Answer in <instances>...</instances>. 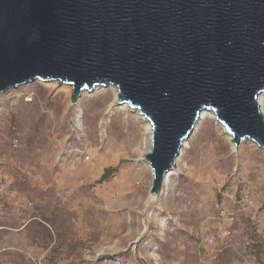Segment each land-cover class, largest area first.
<instances>
[{
	"label": "rangeland",
	"instance_id": "rangeland-1",
	"mask_svg": "<svg viewBox=\"0 0 264 264\" xmlns=\"http://www.w3.org/2000/svg\"><path fill=\"white\" fill-rule=\"evenodd\" d=\"M103 89L0 93V264H264V148L208 120L152 199L149 133Z\"/></svg>",
	"mask_w": 264,
	"mask_h": 264
},
{
	"label": "water",
	"instance_id": "water-1",
	"mask_svg": "<svg viewBox=\"0 0 264 264\" xmlns=\"http://www.w3.org/2000/svg\"><path fill=\"white\" fill-rule=\"evenodd\" d=\"M35 80L116 102L151 123L150 194L212 109L238 150L264 148V0H0V93Z\"/></svg>",
	"mask_w": 264,
	"mask_h": 264
},
{
	"label": "bare ground",
	"instance_id": "bare-ground-1",
	"mask_svg": "<svg viewBox=\"0 0 264 264\" xmlns=\"http://www.w3.org/2000/svg\"><path fill=\"white\" fill-rule=\"evenodd\" d=\"M103 87H104V86H98L93 92H99V90L103 89ZM108 87L112 89L113 94H114V97L116 98L117 95H118V88H117L116 86H114V85H110V86H108ZM103 90H104V89H103ZM86 93H89L88 90L83 91L81 95L83 96V95L86 94ZM258 102H259V104H260V108H261V110H262V112H263V114H264V91H262V92L259 94V96H258ZM75 103H76V102H75ZM75 103H72V104H73L74 106H77L78 104H75ZM116 108L121 109V110H123V109H128V111L135 113L136 116H137L138 118H140V119L142 120V122L144 123L145 128H146V130L148 131L149 136H150V145H149V147H148L146 150H144V151L142 152V155L145 156L144 154L149 153V152L151 151V147H152V142H151V123H150L149 119H148L146 116L140 114V112H139L138 109H136V108H131V107H130L128 104H126V103H124V104H119V103H117V102H115V101H114V103H112V104L109 106V111H108V113H109V114H112ZM77 114H78L79 118L82 117L83 111H82L81 108L78 109V113H77ZM208 120H214L215 123H216L220 128H222L223 132H224V133L226 134V136L228 137V139H229V141H230V143H231V145H232V148H233L234 150L237 151V149L235 148V144H234V142H233V139H232V135L226 130V128L224 127V125L218 121V119H217V117H216V114H215V112H214L212 109H208V108H206V109H204L203 111H201V113H200V115H199V117H198V119H197L196 125H195V127H194V130L191 132V134H192L195 130H197V129L200 127V125H202L203 123H205V122L208 121ZM191 134H190V135H189V136L183 141V144H182V147H181V151H180V155L183 153V150H184L186 147L189 146V144H190V143H189V139H190ZM247 140H249V139H245L243 142H245V141H247ZM251 141H252V140H251ZM252 142H254V141H252ZM180 155H179V157L177 158V161H179V159L181 158ZM147 162H148V161H147ZM148 164H149V163H148ZM176 164H177V162H176ZM176 164H175L174 167H173V168H172V169L166 174V176H165V180H164V183H165V184H167L169 178H170L172 175H175V174H176V170H175V168H176V167H175ZM149 167H151V166L149 165ZM151 170H152V168H151ZM152 173H153V171H152ZM156 197H157V196H153V195H151V198H152V199H155Z\"/></svg>",
	"mask_w": 264,
	"mask_h": 264
},
{
	"label": "trees",
	"instance_id": "trees-1",
	"mask_svg": "<svg viewBox=\"0 0 264 264\" xmlns=\"http://www.w3.org/2000/svg\"><path fill=\"white\" fill-rule=\"evenodd\" d=\"M111 169H113V167H108V168H106V171H109ZM105 174H106V172L103 175H105Z\"/></svg>",
	"mask_w": 264,
	"mask_h": 264
}]
</instances>
